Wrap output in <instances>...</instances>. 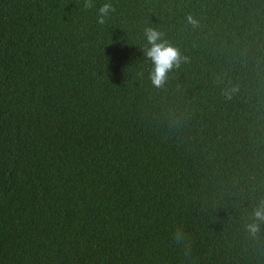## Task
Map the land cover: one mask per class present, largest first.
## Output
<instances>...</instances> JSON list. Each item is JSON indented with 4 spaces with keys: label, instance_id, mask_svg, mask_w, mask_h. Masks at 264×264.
Listing matches in <instances>:
<instances>
[{
    "label": "trees",
    "instance_id": "1",
    "mask_svg": "<svg viewBox=\"0 0 264 264\" xmlns=\"http://www.w3.org/2000/svg\"><path fill=\"white\" fill-rule=\"evenodd\" d=\"M84 3L0 0V264H264V0Z\"/></svg>",
    "mask_w": 264,
    "mask_h": 264
},
{
    "label": "clouds",
    "instance_id": "2",
    "mask_svg": "<svg viewBox=\"0 0 264 264\" xmlns=\"http://www.w3.org/2000/svg\"><path fill=\"white\" fill-rule=\"evenodd\" d=\"M83 7L92 9L95 7L94 0H85ZM115 10L114 4L110 2L103 3L98 9L97 23L100 25L105 24L106 18ZM187 20L193 26L198 24V21L191 15L187 17ZM145 36L149 47L144 50V53L154 66L149 78L153 86L159 88L165 84L168 73L172 69L180 67L181 62L187 60V57L182 56L177 47L163 40V33L159 30L148 27L145 29ZM227 94L230 95V93ZM262 224H264V201H261L254 209L253 220L245 227L251 235L255 236L260 232Z\"/></svg>",
    "mask_w": 264,
    "mask_h": 264
}]
</instances>
